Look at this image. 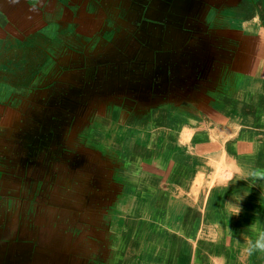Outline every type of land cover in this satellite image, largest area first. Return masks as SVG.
<instances>
[{
    "label": "crops",
    "instance_id": "crops-1",
    "mask_svg": "<svg viewBox=\"0 0 264 264\" xmlns=\"http://www.w3.org/2000/svg\"><path fill=\"white\" fill-rule=\"evenodd\" d=\"M187 1L196 3L197 0H0V18L6 20V26L3 21L0 20V39L12 38L11 40H13L14 37H18L20 43L28 44L30 50L46 52L43 53L46 55V58H43L44 63H42V66L48 64V66H46L47 71L45 72L46 77L48 74L47 82L49 81L52 83V81H54V86L58 88L67 87L70 92L73 91V97H67L68 99L64 100L68 102V105L64 108L69 112L63 114L64 116L70 115V117L72 115L73 118L75 110L76 113L80 114L79 118L73 121L72 119L70 120L71 126L65 127V131L69 130L71 133L73 131L84 132L86 129H89V116L92 117L91 121L95 120V114H98L100 117L98 121L104 120L105 114H99V112L103 111L108 103V101L104 100L96 105L88 103V106H85L84 110L87 115L84 114L83 111L82 114L79 110L81 104L74 101L78 99L74 94L80 93L81 97L84 99L96 98V96L91 97V95L89 97L88 94H85L87 91L84 90V86L87 87L91 85L94 87V84H109L113 87L111 88L112 90H110L113 94L108 95L106 100H110L111 96L114 100L119 98L120 93L118 90L121 88L125 92H130L131 89L135 90L134 88H137V90L145 88L147 90V87H150V82L148 76L144 74L141 75L143 71L142 66H144L145 63L148 66L153 64V52L155 51L164 52L165 56H167L162 59L165 60L161 62L163 65H170V62L166 61L167 58L171 61L176 60L178 65L175 66L174 73L178 76H180V73H189L185 64H191L193 60L205 59L208 64L215 62V66H217L212 73L214 81L212 87V90H214L213 93L216 98L220 96L217 100L198 96L192 99L195 100L194 104H187L188 102H186L183 97H185L187 93L192 94L195 88L187 84L188 87L183 90L185 92L184 94L181 93L182 87H178L177 92L173 88L174 91H169L168 93L172 94L175 92V97L172 99L170 97L169 100L160 103H164L163 105L167 106L170 111L173 109L175 115L182 120L179 124L185 126L187 130L190 128L192 129L191 126L194 124L191 123H198L200 121L202 125H204L203 120H201L203 117L218 122V120L221 121L234 112L241 110L242 112H249L248 107L243 110L247 105L245 102L249 99L245 89L246 87L256 89L259 83L264 81V29L258 31V36H253L254 32H249L250 34H248V31L239 32L238 30H232L225 24L226 19L224 23L222 22L220 26L216 25V27L222 28L224 25L231 33L230 37L235 39L239 35L248 36H245L247 44L244 43L243 36H240L241 40L236 43H230L228 40L224 41V44L229 45L230 43V45H234V47L237 48V51L232 56L228 57L223 54H219L218 56L217 52L219 51L213 50L216 47H212V44H210L211 40L207 37L201 40L198 45H188L189 47L184 50V46L186 47V45H184L185 42L187 43L189 39L192 40L193 35L189 34V30L182 29L181 26L176 25L179 22L184 26L189 25V20H191L190 18L194 13H192L193 10L191 7H188L187 10L183 9L185 8L183 5ZM220 1L221 0H206L204 2V5L201 7L205 8V19L210 18L211 13L212 17L216 16V19H224L223 14L219 15L218 13H213L215 10L213 9L214 4L212 3L218 2L222 4ZM235 1L236 0H232V3L234 4ZM225 7H227L228 10L231 9V5L227 6L226 3L225 5H219L220 9H224ZM205 12H198L196 14V19L199 18L203 20L201 14ZM247 12L248 7L244 15L241 16H247ZM230 13L231 12H229L228 15H230ZM262 13L264 16V7ZM236 16L238 15L228 16L227 18ZM212 21L210 18L209 26L215 24V22L213 23ZM203 25L204 22L199 24V27L196 29L197 36H194V39L200 40L204 38L201 37L204 34ZM164 36L168 37L167 42L171 41L170 45H166L164 41L167 37L164 39ZM14 40L17 41L16 39ZM143 51L148 52L146 55L147 61L139 58L142 56ZM183 51H189V53L186 54L187 58L185 55L182 57ZM193 52L198 53L193 55ZM225 52L228 53L229 51L225 50ZM250 52H252L253 55H251ZM251 63L256 64L254 68H252ZM170 66L173 65L171 64ZM194 69H196V67H194ZM191 76H193V74H191ZM32 80L33 79L28 82L26 87L21 85L10 86L25 88L36 92L45 90L44 87L41 86L46 82V79L41 85L29 84ZM4 83L7 84V82ZM120 83L122 84L121 86H119ZM53 85H51V87H53ZM229 87L231 88L230 95H226V91ZM158 89L160 91L162 90V88ZM81 90L84 92L82 93ZM28 104L37 109L39 107L45 108V105L43 106V101L38 103V105L35 103L36 106H33L31 100H28ZM253 107H255L254 104L252 105V110L254 109ZM151 108L153 109L145 113L146 116L142 119L140 118V122H146L150 116L158 114L156 110L154 111V106ZM47 115L49 117V114H40L39 117L41 119H39L41 121H39V119L38 121L35 120V133L28 132V129L24 126H22V128L13 129L12 142L7 145L6 151L0 152V170L9 171L10 166L13 167V172L11 174L4 172V175L0 177V264H62L60 263L63 257L61 253L59 255L49 254V250H51L50 248L53 246L51 243H56L57 241L62 242L63 239L65 243H75L77 239L80 240L83 237V235H78V233L81 232L85 235L87 241L96 245V248L94 246L93 249V253L95 254H97L102 246L101 239L99 240L97 236L108 238L107 241L111 244V248L108 250L104 249L105 255H102V258L106 261V255L109 250H112L114 253L116 252V248L113 247V244L116 242L120 244L122 235L116 236L109 233H97L94 230L91 231L89 229L90 227L87 226L86 228V225L81 224L83 221L89 220L90 211L92 216H96L99 211L101 214L104 212V202L89 204L88 194L91 193L93 196L95 195V200L98 199L99 195H102L100 186L102 185V187H105L106 183L100 178L96 181V177L92 179L86 178L87 176L83 171L88 170V166L83 167L82 165L84 162L89 164L90 161L93 164H97L100 170L101 167L99 164L103 163L104 157L101 156L100 150L97 148L100 147V144L97 142L99 140L80 137L74 139L71 137L67 139V137L60 136L59 134V138H51L57 136L52 134L56 132H49L46 129L45 136L39 135L37 133L39 130L38 124L39 122L44 123L45 120L43 119H45ZM263 116L264 115H262V117ZM37 117L38 116L35 118ZM227 122L229 123L231 121ZM30 123L32 124L31 120ZM172 123L170 124L173 130L176 128L178 131L180 130L179 132L181 133V128L179 129L175 121L174 124ZM243 127L248 131L250 130L247 128L246 124H243ZM199 128L201 127L193 128L192 130L195 131L194 129ZM3 129H5V127H3ZM99 129L100 128H97L96 131ZM40 130H42V128H40ZM192 130L189 131L191 132ZM165 132L167 135L165 137L168 139L173 138L175 135L170 132L169 125L165 128ZM27 133L31 134V139L35 141L29 140L27 138ZM153 133L154 130L151 128L150 134L146 135L147 138L141 139L142 141H146L145 145L137 144V141L136 144H130V141H127L123 146H119L118 152L120 153V157L118 156V159L120 160L123 158L124 160L121 161V163L117 162L114 168V176L111 177L113 183L110 185L113 189L116 190V185L121 187L128 186L130 183L133 184L131 181L135 180L127 177V173L121 170L133 168L143 159L145 160L144 164L156 160L158 171L153 178L164 180L165 182L171 181L173 183H178L181 189L178 190L179 194L182 192V188L188 185L191 173L189 171L187 172V170L189 165H195L196 168L201 165L199 157H195L192 164L189 163L185 165V159L188 157L171 153L169 147L167 144H164L161 137L158 140L152 137ZM163 133L164 131L160 134ZM198 133H200V131ZM178 136H181V134H178ZM148 137L156 139L155 142L150 144L147 140ZM180 140L182 139L180 138ZM244 140V137L241 135L238 140L226 143L227 149L236 153L245 151L248 156L264 154V146L260 147V145L250 144ZM129 147H134L133 152L130 151ZM216 147L220 148L221 146L214 141L205 142L198 140L197 143V148L204 149L205 151H211ZM70 153L74 154V156L77 155L78 160L70 159L69 156L72 155ZM128 153L132 155L128 157ZM8 156L11 158L9 162ZM207 156H211L209 158L211 160L214 157L211 154H207ZM192 158L193 157H190L191 160ZM215 158H217V156H215ZM71 160H77V166H72L70 164ZM229 160L234 161L235 158L229 156ZM131 162V165H133L132 167L130 166ZM57 165L59 166L58 169L56 168ZM204 167L203 165L202 171ZM71 172H74V175L79 178L78 182L76 180V183H74V186H70L71 175H73ZM252 172L251 170L248 172V176L251 178L260 176V174H253ZM200 174L201 173H198L197 176ZM153 178L149 179L147 190L151 192L149 194L157 197L160 196L162 192H156L154 190L153 181L155 180H153ZM94 181L96 183H94ZM92 182L93 185L90 186ZM232 190L234 189L232 188ZM232 190L229 188L228 191ZM228 191H226V193H228ZM178 193H176V197L179 196ZM176 197L173 196L174 199L172 198L169 202L170 204L173 203L171 204V209L168 210L166 208L167 204H169L166 202L157 203V208L165 207L168 214H181L184 210L190 212L189 200L182 201ZM118 199L120 202L119 197ZM158 201L160 200L158 199ZM232 201L234 202V200ZM119 202L117 203V208L122 207L123 201L121 203ZM146 211L147 210H145V213ZM94 212H96V214ZM153 212L154 211L150 210L148 215H152ZM79 215L83 218H81L83 220L81 223L75 222L76 219H79ZM156 217L158 216L152 215L154 220ZM66 221L67 223L70 222V229L66 228ZM94 221L95 220H92V222ZM257 221V223L253 224L255 225L254 227L257 229L263 228L264 221H261L260 218ZM62 222H64V224H62ZM10 223L15 229L28 227L30 229V234L25 235L23 232L20 234L18 230H15L11 236V231L9 229ZM57 223L63 225L64 230L62 232L57 231V228L61 226H58ZM138 223L143 224V222ZM148 223L149 227L147 226L148 224H146V229L144 226L142 231L139 228L141 224L138 226L136 223L133 224L136 228L133 229L135 230V234L139 231L143 233L141 234L140 232V234H138L140 235L138 239L140 242V249H145L146 252L143 253L148 254L147 257L152 256L157 258L163 256L164 258H169V256L176 257L179 255V264L202 263L203 254H194L195 247L193 249V245L191 247L190 244L184 243L181 238L171 239V236L168 238L163 236V234L161 236L154 234V231L150 229L153 223ZM112 224L116 227L114 220ZM130 225H132L131 221ZM66 231H68L67 237ZM94 234H96V236ZM259 234L260 233L257 231L251 234V239L254 238L252 240L253 242H255ZM197 235V233H194L192 236H194V239L200 237ZM74 236L75 239H72ZM154 240L156 241L153 242ZM196 240L197 239H195V241ZM203 242L204 241H199L198 243L196 241V244L200 245ZM37 243H40L45 253H35L32 248L28 252L21 250L24 244L34 246ZM98 244H100V246ZM212 247L214 249L216 243H213ZM188 250H190V254ZM256 252L258 255L257 257L264 259V251L256 250ZM192 254L198 257L197 260L193 259V256H191ZM69 255L67 259L73 264H83L82 260L86 257L87 253L83 247L74 246ZM116 257V254L112 256L114 260ZM147 257H145V259H147ZM108 259L110 258L108 257ZM91 261L92 263H89V259L84 260L85 264H103L102 260H99L97 255H95Z\"/></svg>",
    "mask_w": 264,
    "mask_h": 264
},
{
    "label": "rangeland",
    "instance_id": "rangeland-1",
    "mask_svg": "<svg viewBox=\"0 0 264 264\" xmlns=\"http://www.w3.org/2000/svg\"><path fill=\"white\" fill-rule=\"evenodd\" d=\"M220 2H222V4H219L218 2L212 3L214 4L213 9L215 10L213 13H218L219 15L223 14L224 19H216V16L212 17L211 13V21L213 20L212 22H215V24L209 26L210 18L205 19V8H203V10L200 9V12H205L201 14V18L205 21L198 18L196 22L197 24H195L190 18L189 34L193 35V39H189L187 43L185 42L184 45H186V47L184 46V50L190 45H198L201 40H204L207 37L211 40L210 44H212V47H216L213 50L219 51L217 52L218 56L219 54L228 57L232 56L237 51V48L234 47V45H230V43L238 42L241 40L240 36H243L244 43L247 44L246 37L248 36L245 35V37L244 35H239L235 39L230 37L231 33L224 25L222 28L216 27V25L220 26L222 22L224 23L226 19L225 24L232 30H238L239 32L248 31V34L254 32L253 36H258V31L264 29V16L262 13L264 7L263 0H236L234 4L232 3V0H221ZM225 3L227 6L231 5L230 10H228L227 7L224 9L219 8V5H225ZM196 4L197 2L187 1L183 5L185 6L183 9L187 10L188 7H191L193 11H196L198 10L194 8ZM247 7V16H241L244 15ZM229 12H231L230 15H228ZM232 15L238 16L227 18ZM0 20H2L6 26V20L2 18H0ZM202 22H204V34L201 37L204 38L200 40H197L196 38L194 39V36H197L196 29ZM165 37L167 36H164V39ZM11 39H0V152L6 151L7 145L12 142L13 129L22 128V126H24L28 129V132L35 133L34 123L35 120L38 121L40 114H49V117L47 115L45 119H43L45 120L44 123L39 122V130L37 131L39 135L45 136L46 130H48L49 132L57 133H52L57 136L51 138H59V134L60 136L67 137V139L71 137L73 139L80 137L99 140L97 142L100 144V147L97 148L100 150L101 156L104 157L103 163L99 164L101 167L100 170L97 164H93L90 161L89 164L84 162L82 165L83 167L88 166V170L83 171L87 176L86 178L92 179L93 177H96L95 181L100 178L106 183L105 187H102V185L100 186L102 195H99L98 199L95 200V195L93 196L91 193L88 194L90 201L89 204L104 202V212L102 214L100 211L98 214L94 212L96 216H92L90 211L88 221H83V218L79 215V219H76L75 222L81 223L83 221L81 224L86 225V228L87 226L90 227L89 229L91 231L94 230L97 233H109L116 236H120V234L122 235L121 243L119 244L116 242L113 244V247L116 248V252L114 253L112 250H109L106 255V261L102 258V255L105 252L104 249L108 250L111 248V244L107 241L108 238L97 236L99 240L101 239L102 246L97 254H95L93 253V249L94 246L96 248V245L87 241L82 232L78 233V235H83V237L80 240L77 239V242L75 243H65L64 239L62 242L57 241L56 243H51L53 244V249L50 248V255H59L61 253L63 257L62 260H60V263L73 264L67 259V256H70L69 254L72 251V247L81 246L87 253L86 257L82 260L83 264H85V259H89V263H92L91 260L95 255L99 257V260H102L103 264H179V255L176 257L169 256V258H164L163 256L155 258L151 255H149L151 257H147L148 254L143 253L146 252L145 249H140V242L138 239V236L140 235L138 234H140L144 226L146 229V224H148L147 226L149 227L148 222H152L153 225L150 229L151 231H154V234L160 236L163 234V236L168 238L171 236V239L181 238L184 243L190 244L191 247L193 245V249L195 247L194 254H203L201 264H264V259L257 257L256 249L253 247L255 242L252 240L254 238L251 239V234L253 232H264V227L257 229L254 227L255 225H253L258 222L257 220L259 218L261 221H264V154L248 156L245 151L236 153L229 151L226 144L230 141L238 140L242 135L245 142L260 145V147L264 146V116L262 117V115H264V81L259 83V86L257 85L258 87L256 89H250L247 87L245 89L249 99L245 102L247 105L243 110L248 107L250 113L247 111L242 112L241 110L230 115L228 114L229 116L221 121L218 120V122L203 117L201 120H203L204 125L199 121L198 123H191L194 124L191 127L192 129L205 127L202 129H194L195 131L190 128L189 130H192L190 132L185 126L179 124L182 120L175 115L173 109L172 112L167 106L163 105L164 103H160L169 100L170 97L171 99L174 98L175 92L172 94H169L168 92L174 91V89L177 92L178 87H182L181 93L184 94L185 92L183 90L188 87L187 84L193 88L195 87L192 94L187 93L185 97H183V99L188 102L187 104H194L195 100L192 99L197 98L198 96L201 98L204 97L211 100H217L220 96L216 98L213 93L214 90H212L214 82L212 73L217 66H215V62L208 64L205 59L193 60L191 64H185L189 73H180V76H178L174 73V68L178 65L176 60L171 61L167 58L166 61L170 62V65L172 64L173 66L163 65L161 62L165 60L162 59L167 56H165L164 52L155 51L153 52V64L148 66L145 63L144 66H142L143 71L141 72V75L144 74L148 76L150 89L148 87L147 90L145 88L142 90L134 88L135 90L131 89L130 92H125L121 88L118 90L120 96L115 100L112 96L110 97V100H106L108 95L113 94L112 91H110L113 87L109 84H94V87L91 85L87 87L84 86V90L87 91L85 94H88L89 97L90 95L91 97L96 96V98L84 99L81 97L80 93L74 94L78 98L74 101L81 104L79 110L81 113L83 111L84 114H86L84 110L85 106H88V103L96 105L102 100L108 101V103L104 107V110L99 112V114H105V121H98V118H100L98 114H95V120L92 121V117L89 116V129H86L84 132L73 131L71 133L69 130L65 131V127L71 126L70 120L72 119L73 121L79 118L80 114L76 113V110L73 114L74 118L72 115L70 117V115L64 116L63 114L69 112L64 108L68 105V102L64 100H67L69 97L72 98L73 91L70 92L67 87L58 88L57 86H54V81H52V83L49 81L47 82L48 74L46 77L45 72L47 71L46 66H48V64L42 66V63H44L43 58H46V55L43 53L46 52L30 50L28 44L20 43L18 37H14L17 41ZM167 39L168 37L164 42L166 45H170L171 41L167 42ZM226 40L230 42L229 45L224 44V41ZM225 50L229 52L226 53ZM188 53L189 51H183L182 57L185 55L187 58L186 54ZM195 53L198 52H193V55ZM147 54L148 52L143 51L142 56L139 58L147 61ZM250 54L253 55L252 52H250ZM255 65L256 64L251 63L252 68H254ZM194 67H196V69H194ZM191 74H193V76H191ZM31 79L33 80L29 84L32 85H41L46 79V82L41 86L44 87L45 90H39L36 92L25 88L12 87L13 85L26 87ZM4 82H7V84ZM51 85H53V87H51ZM121 85L122 84L120 83L119 86ZM158 88H162V90L160 91ZM230 90L231 88L229 87L226 91V95H230ZM81 92L83 93L84 91L81 90ZM28 100H31L33 106H36L43 101V106L45 105V108L39 107L37 109L32 107L28 104ZM253 104L255 107H253L254 109L252 110ZM153 106L154 111L156 110L158 114L150 116L146 122H140V118L142 119L146 116L145 113L150 111V109H153L151 108ZM36 116L38 117L35 118ZM40 119L39 121H41ZM30 120L32 124L30 123ZM174 121L179 126V129L181 128V133L179 132L180 130L178 131L176 128L173 130L170 123L174 124ZM227 121L231 122L228 123ZM243 124H246L247 128L250 130L248 131L247 129H244L245 127H243ZM168 125L170 127V132L175 134L173 138L169 139L165 137L167 136L165 128L168 127ZM3 127H5L6 130L3 129ZM40 128H42V130H40ZM97 128L100 129L96 131ZM151 128L154 130L152 137H155L157 140L161 137L164 144H167L169 147L171 153L188 157L185 159V165H188L189 163L192 164L195 157H199L201 161V165L197 168L195 165H189L187 172L189 171L191 173L189 179L190 182H188V185L185 188H182L180 194L178 193V190L181 189L178 183H173L171 181L165 182L164 180L153 178L158 171L156 160L144 164L145 160L143 159L137 166L127 170H121L127 173V177L135 180L131 181L133 184L130 183L128 186L121 187L116 185V190L110 186L113 183L111 177L114 176V168L117 162L121 163V161L124 160L123 158L120 160L118 159V156L120 157V153L118 152L119 146H123L127 141H130V144H136L137 141V144L145 145L146 141H142L141 139L147 138L146 135L150 134ZM163 131L164 133L160 134ZM199 131L200 133H198ZM178 134H181V136H178ZM30 135L31 134L27 133V138L35 141L31 139ZM152 137H148L147 139L150 144H153L156 140ZM179 137L183 141L180 140ZM198 140L205 142L214 141L215 143H219L221 147H216L211 151L198 149ZM129 148L130 151L133 152L134 147ZM207 154L213 155V159H209L211 156H207ZM130 155L132 154L128 153V157ZM215 156H217V158H215ZM229 156H233L235 160L230 161ZM190 157H193L192 160ZM69 158L78 160V156H74V154L70 155ZM10 159V156H8V162ZM77 160H71L70 164L75 166L78 164V162H76ZM131 164L132 162L130 163V166L132 167L133 165ZM203 165L205 167L202 171ZM12 168L13 167L10 166L9 171L0 170V177L4 175V172L11 174L13 172ZM56 168L58 169L59 166L57 165ZM250 170L253 171V174H260V176L251 178L248 176ZM198 173L201 174L197 176ZM72 174L70 186H74L76 180L77 182L79 180V178L74 175V172ZM152 178L155 180L153 181L154 190L156 192H162L160 196L155 197V195L149 194L151 192L147 190L148 181ZM95 181L94 183H96ZM92 185L93 182L90 186ZM229 188L231 190L233 188L234 190L228 191ZM226 191H228V193H226ZM176 193L179 194V196L177 195L178 197L175 196ZM173 196L182 201L189 200V203H186L190 204V212L184 210L181 214H168L167 209H171V204L173 203L170 204L169 202L172 200ZM118 197L120 198V202L118 201ZM158 199L160 201H158ZM232 200H234V202ZM122 201V209L117 208V203H121ZM161 202H166L170 205L167 204V209L165 207L157 208V203ZM240 207L242 211H240ZM145 210H147L146 213ZM150 210L154 211L153 214L155 216H158L155 220L152 218L153 214L148 215ZM237 213H239V215H237ZM92 220L95 221L92 222ZM113 220L115 221L116 227L112 224ZM130 221L132 222V225H130ZM138 222H143V224ZM134 223H136L137 226L141 224V227H139L141 231L137 232V234H135V230H133L136 229L133 225ZM62 224H64V222H62ZM62 224L57 223L58 226L61 225L57 228L58 232L64 230ZM65 224L66 228L70 227V222L67 223L66 221ZM9 229L11 231V236L15 230H18L20 234H22V232L25 235L30 234V229L28 227L15 229L10 223ZM193 232L197 233V236H200L195 238L198 243L199 241H204L205 243L203 242L200 245H197L194 236H192L194 234ZM65 233L67 237L68 231ZM141 234L143 233L141 232ZM94 235L96 236V234ZM72 239H75V236ZM155 241L156 240L153 242ZM213 243H216L214 249L212 247ZM98 245L100 246V244ZM31 248L35 253H45L43 252L40 243H37L34 246L24 244L22 245L21 250L28 252ZM188 252L190 254V250H188ZM114 254L117 255L115 260L112 258ZM194 254L191 256H193L194 260H197L198 257L194 256ZM108 257L110 259H108ZM145 257H147V259H145Z\"/></svg>",
    "mask_w": 264,
    "mask_h": 264
},
{
    "label": "flooded vegetation",
    "instance_id": "flooded-vegetation-1",
    "mask_svg": "<svg viewBox=\"0 0 264 264\" xmlns=\"http://www.w3.org/2000/svg\"><path fill=\"white\" fill-rule=\"evenodd\" d=\"M206 0H201V1H199V0H197L196 2H197V4L195 5V7L194 8H196V9H198V10H196V11H193L192 13H194L192 16H191V19H192V21L195 23V24H197L196 23V14L198 13V12H200V9H202L203 10V7H201V6H203L204 5V2H205ZM181 16H183V15H181ZM178 25L179 26H181L182 27V29H185V30H189V25H182L180 22L178 23ZM178 25H176V26H178ZM150 95H152V94H150Z\"/></svg>",
    "mask_w": 264,
    "mask_h": 264
},
{
    "label": "clouds",
    "instance_id": "clouds-1",
    "mask_svg": "<svg viewBox=\"0 0 264 264\" xmlns=\"http://www.w3.org/2000/svg\"><path fill=\"white\" fill-rule=\"evenodd\" d=\"M240 211H242L241 207H240ZM237 215H239V213H237ZM253 247L256 250L264 251V232L259 234V236L257 237Z\"/></svg>",
    "mask_w": 264,
    "mask_h": 264
}]
</instances>
